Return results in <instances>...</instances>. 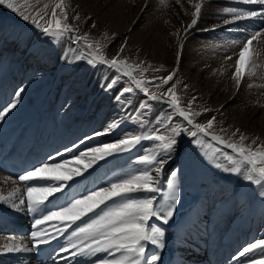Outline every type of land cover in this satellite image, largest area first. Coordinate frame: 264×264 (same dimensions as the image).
<instances>
[{"label":"snow or ice","instance_id":"obj_1","mask_svg":"<svg viewBox=\"0 0 264 264\" xmlns=\"http://www.w3.org/2000/svg\"><path fill=\"white\" fill-rule=\"evenodd\" d=\"M161 2L164 7L169 6L168 0ZM174 2L185 15H190L191 20L181 21L180 27L170 31L169 35L175 40V64L166 69L124 56L126 41L115 55L108 57L104 49L115 38L114 34L105 33L102 41L90 40L86 33L80 34L74 22L80 21L81 17L75 13L69 15L74 11L69 0H51L42 7L38 6L39 0L35 3L0 0V7L31 24L45 38L56 42L67 37L77 45L72 51L78 54L68 63L86 60L92 67L101 65L111 70L113 75L99 86L109 94L117 109V115L100 128L48 153L16 177L0 175V215L11 210L28 215L32 220L28 236L5 237L7 242L0 244V255L39 252L41 246L57 241L59 247L51 257L52 264L61 261L64 264H160V252L166 247V232L162 226L173 220L179 202L177 170H172L166 181H162V177L177 150L179 138L184 135L198 147H205L208 140L220 146L211 154L205 151L209 163H214L221 148L230 150L231 154L225 153L223 158L232 167L222 170L231 174H241L243 170L247 182L264 187V141L259 137L251 138L240 129L218 126L216 116L205 122L198 120L212 109L197 102L198 97L192 93L191 86L180 76V65L184 48L202 16L205 0ZM239 2L257 7L224 8L223 25L237 24L239 30L237 22L264 21V0ZM147 6L148 0H145V8ZM165 23L170 24V21ZM220 26L218 22L211 30ZM261 45H264V27L233 41V55H227L225 60L234 61L231 65L234 70L222 66L213 75L228 72L238 91L246 78L258 76L257 69L261 65L257 49ZM23 91H16L15 99L0 110V121L17 107ZM154 104L166 106L155 122L148 118ZM175 117L184 123L173 125ZM129 125L131 130H128ZM118 130L123 131V135L115 140L91 143ZM145 141L153 142L154 146L144 149L142 155L128 157L134 163V170L107 179L100 177L83 190L74 189V185H80L81 178L93 177L104 166L101 162L132 154ZM214 166L221 168L219 163ZM260 195L264 196V192ZM61 196L63 202L54 204L53 201ZM158 197L162 199L158 200ZM50 204L53 206L49 207ZM240 258H245L243 264H264V237L249 242L232 257L237 264H241Z\"/></svg>","mask_w":264,"mask_h":264},{"label":"bare ground","instance_id":"obj_2","mask_svg":"<svg viewBox=\"0 0 264 264\" xmlns=\"http://www.w3.org/2000/svg\"><path fill=\"white\" fill-rule=\"evenodd\" d=\"M69 3L74 10L69 15L75 13L81 17L76 22L80 34L86 33L101 41L105 33L114 34L115 38L104 49L108 57L115 55L126 41L124 56L166 69L175 64V40L169 35L170 31L180 27L181 21L191 20L174 0H168V7H164L161 0H148L147 8L145 0H69ZM238 6L257 7L239 0H205L194 38L190 37L184 48L180 76L191 86L192 93L198 97L197 102L212 109L201 115L199 122L216 116L218 126L240 129L247 136L264 141V45L257 49L261 65L257 69L258 76L246 78L238 91L228 72L213 75L222 66L234 70L231 67L234 61L225 60L227 55H233V41L264 27V21H242L243 30H237V24L223 25V9ZM166 20L170 24H166ZM13 21L12 18L3 23L0 21V110L15 99L16 91H24L17 107L0 121V158L17 153L26 159L34 154L39 160L100 128L117 115L112 101V107L100 105L104 92L99 85L113 73L101 65L70 70L73 63L67 61L78 53L72 51L77 45L69 38L48 43L34 27L27 30L21 22L14 26ZM218 22L221 26L212 31ZM249 84L253 86L249 88ZM91 85L96 92L88 88ZM153 106L159 111L166 107ZM153 110L149 114L155 116ZM122 135L123 131L118 130L91 143L115 140ZM189 141L187 136L184 142ZM149 143L153 145V142L151 145V141H145L132 154L101 162L104 166L93 177L81 178L80 185H74V189L91 187L92 181L100 177L118 176L121 174L119 162L129 159V155L134 157ZM183 148L177 147L162 181L177 169V155ZM249 185L243 178V170L234 183L220 180L217 183L210 175L194 178L189 172L183 174L177 183L183 188V196L193 200L200 198L191 209L179 214L169 225L162 226L166 232V247L160 252V264H237L232 257L249 242L264 237V210L259 207L262 201L264 203V196L260 195L264 187L258 185L249 189ZM57 201L63 202V197L53 202ZM31 223L28 215L11 210L0 215V244L7 242V235L28 236ZM33 255L34 252L0 255V264H36ZM244 259L240 258L241 264ZM60 263L64 264L63 261Z\"/></svg>","mask_w":264,"mask_h":264},{"label":"rangeland","instance_id":"obj_3","mask_svg":"<svg viewBox=\"0 0 264 264\" xmlns=\"http://www.w3.org/2000/svg\"><path fill=\"white\" fill-rule=\"evenodd\" d=\"M30 2L35 3L36 0H30ZM44 3H51V0H39L38 6L42 7ZM237 8H244V7L243 6H238ZM10 18H12V20H14L13 21L14 26L17 25L19 22H21L26 27L27 30H31L32 27H33L31 24L25 23L24 21H22L19 17L16 16V14L10 12L7 9H3V8L0 7V21L3 23V22L7 21ZM241 23H242V21H240L239 30H243V28H244L243 26H241L242 25ZM75 24H76V22H75ZM0 29H1V25H0ZM13 31H15V30H13ZM194 32H195V29L193 30L191 38H194V36H193ZM89 39L90 40H96L95 38L90 37V36H89ZM45 41L48 42V43L52 42V40L49 39V38H45ZM130 60L135 61V59H133V58H130ZM83 66H84V68L85 67L86 68H89V67L90 68H97L98 67V65L96 67H92V66L88 65L86 60H82V61L73 63V65L71 66L70 70H74L75 71L77 69L83 68ZM88 88L91 91L95 90V87H93L92 85L89 86ZM94 92H96V90ZM100 105L102 106V108H106V107H109V106L112 107L111 106V100L109 98V94L103 93V96L101 95V104ZM133 106H135V105H133ZM153 109H155V110H153ZM152 110H153L154 113L153 112H151V113L155 114V116L152 115V114H149L148 118L149 119L153 118L152 121L154 120L153 122H155L156 118L158 116H160V113L162 114V111L157 110L154 106L152 107ZM176 123L183 124L184 122H182L179 117H175V119L173 121V125H175ZM149 126L151 127L152 125H149ZM137 130L139 131L140 129L137 128ZM186 137H187L186 135L180 137L179 138V143L177 145V147L178 146H183L184 147L183 151H181L177 155V159H176V161L178 162V167L176 169L177 172H178L177 181H179L180 177L183 174L188 173V172L190 173V176L194 177V178L197 177V176H202L203 177V176H209L210 175L212 177V179H214L217 183H218L219 180L222 181V182H228V183H234L237 180L239 174H231L229 172H225V171L222 170L225 167H232V165H230L228 163V161L223 158V154H225V153L226 154H231L230 150H228V149L224 150L223 148H221V153H218L217 157L214 159V163H219L221 165V168H216L214 166V163H209V160H208V158L205 157L204 153H205V151H207V152H209V154H211L214 148L220 147V146L215 145L210 140L207 141V144H206L205 147L196 146L191 139L186 144L184 142ZM151 145H152V142H151ZM208 145H211V147H208ZM144 147L139 149L137 151L138 154L135 155L134 157L144 154V149H146V148L147 149H151L153 147V145L150 146V143H149L148 146L146 145ZM119 163H121V165H120L121 174L124 173V172L132 171L135 168L133 161L130 160V159L124 160V162H119ZM118 174L120 175V173H118ZM256 186H258V185L250 184L249 185V189H254ZM218 187H220V184H218ZM178 190H179V202H178L177 210L175 212V215H174L173 219H176V217L179 216V214H182V213L186 212L187 210L191 209L194 206L196 199L200 198L199 197V198H196L194 200L193 199H189V198H187V196H183L184 192H183V188L182 187H178ZM259 207H261L260 208L261 210H264L263 201H262V203H261V205ZM234 208H235V206H234Z\"/></svg>","mask_w":264,"mask_h":264}]
</instances>
